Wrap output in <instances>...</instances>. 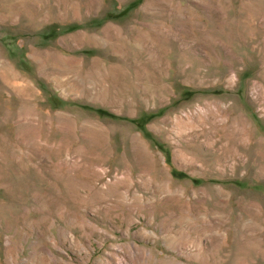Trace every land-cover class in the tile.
I'll return each mask as SVG.
<instances>
[{
    "label": "rangeland",
    "instance_id": "rangeland-1",
    "mask_svg": "<svg viewBox=\"0 0 264 264\" xmlns=\"http://www.w3.org/2000/svg\"><path fill=\"white\" fill-rule=\"evenodd\" d=\"M0 264H264V0H0Z\"/></svg>",
    "mask_w": 264,
    "mask_h": 264
},
{
    "label": "bare ground",
    "instance_id": "bare-ground-1",
    "mask_svg": "<svg viewBox=\"0 0 264 264\" xmlns=\"http://www.w3.org/2000/svg\"><path fill=\"white\" fill-rule=\"evenodd\" d=\"M110 28H111V27H110ZM110 28H109V29H110ZM107 29H108V27H107ZM109 29H108V30H109ZM110 30H111V29H110ZM118 30H119V29H118ZM80 36H81V34H80ZM124 36H125V35H124ZM97 37H98V36H97ZM104 38H105V37H104ZM118 41H119V40H118ZM81 61H82V60H79V59L77 60V59H76L75 63H77L78 65H80V64H81ZM88 64H89V63H88ZM95 64H96V63H95ZM92 65H94V64H92ZM85 66H87V65H85ZM96 66H98V64H97ZM95 68H96V67H95ZM99 68H101V67H99ZM99 68H98V69H99ZM88 69H90V67H88ZM91 69H92V68H91ZM93 69H94V68H93ZM93 69H92V70H93ZM95 71H96V70H95ZM80 85H81V84H80ZM197 116H198V115H197ZM232 136H233V135H232ZM223 137H224V136H223ZM210 139H211V138H210ZM208 144H209V143H208ZM211 144H212V143H211ZM203 145H204V144H203ZM199 149H200V148H199ZM209 150H210V149H209ZM198 153H199V152H198ZM198 153H197V154H198ZM194 154H195V153H194ZM203 156H204V155H203ZM212 157H213V156H212Z\"/></svg>",
    "mask_w": 264,
    "mask_h": 264
}]
</instances>
